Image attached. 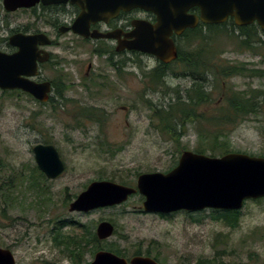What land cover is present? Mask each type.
<instances>
[{
	"label": "rangeland",
	"instance_id": "374dc122",
	"mask_svg": "<svg viewBox=\"0 0 264 264\" xmlns=\"http://www.w3.org/2000/svg\"><path fill=\"white\" fill-rule=\"evenodd\" d=\"M0 25H5V21H0ZM11 34L0 33V39ZM181 45L186 49L188 43L182 40ZM223 57L233 63L264 69L263 57L237 52L231 47ZM132 58L141 69L128 68L134 75L125 74L119 82L117 99L104 97L100 101L83 93L78 96L67 93L69 100H61L55 110L53 103L43 106L24 93L12 94L0 89V187L13 178L19 188L11 198L12 205H7L8 199L0 193V247L10 249L17 264H75L77 260L65 252L61 240L80 238L84 229L96 232L100 222L110 221L116 228L115 233L102 242H114L128 259L137 252H149L161 264H197L212 258L222 264H264V199L245 204L235 230L214 220L212 211L215 210L179 212L166 217L147 213L142 208L144 197L140 194L114 207L89 212L69 210L70 204L91 182L110 180L122 184L126 181L128 186H135L143 173L171 171L181 154L194 152L199 142L197 127L189 125L179 140L181 144H174L167 139L166 132L158 128V120L149 108V103L159 107L167 105L176 95L175 91L181 89L183 93L192 80L177 77L170 71L165 86L147 91L143 71L154 69L156 60L140 55ZM172 67L179 72L180 66ZM66 68L71 72V66ZM227 83L236 90L264 91V79L235 78ZM219 98L220 93L216 91V102L201 110L207 114L217 111L223 101ZM260 101L259 113L249 115L230 132L231 153L264 157L262 97ZM94 105L106 111L102 116L96 112L98 115L94 118L100 117V123L88 120L85 114L89 116V111L81 108ZM75 126L86 127V130H76ZM43 140L57 146L67 166L59 178L46 179L47 188H44L51 194L49 201L41 199L46 193L37 195L26 183H20L21 176L28 175L29 169L36 165L33 147ZM63 222L67 226L60 229ZM94 256L80 255L78 261L89 264Z\"/></svg>",
	"mask_w": 264,
	"mask_h": 264
},
{
	"label": "water",
	"instance_id": "95a60500",
	"mask_svg": "<svg viewBox=\"0 0 264 264\" xmlns=\"http://www.w3.org/2000/svg\"><path fill=\"white\" fill-rule=\"evenodd\" d=\"M51 0L50 2H65ZM47 3L46 0H44ZM85 3L78 23L93 22L115 16L119 11L142 8L154 12L158 23L140 25L120 41L118 50H135L154 56L164 63L178 59L179 50L173 36H181L189 27L200 22L219 25L235 18V24L245 27L257 23L264 30V0H72ZM28 0H5L6 8L15 10L29 7ZM201 10L200 17L188 14L191 8ZM175 32V33H174ZM95 38L108 34L80 33ZM43 34H16L10 38L18 50L13 54L0 51V89L21 90L39 102L48 101L49 83H37L28 77L35 73L39 58L38 45ZM36 165L48 179H57L66 171L58 149L52 145L36 144L33 147ZM140 193L144 198L142 208L147 213L172 214L175 212H200L204 210H241L246 201L264 198V157L244 153H228L210 157L193 151H184L178 164L168 173H143L138 176L136 187L110 180L91 182L70 204L71 212H89L114 207L127 202L130 196ZM110 221H102L96 229L103 241L115 233ZM0 264H17L13 252L0 247ZM89 264H159L149 256H134L130 260L108 250L98 251Z\"/></svg>",
	"mask_w": 264,
	"mask_h": 264
},
{
	"label": "trees",
	"instance_id": "16d2710c",
	"mask_svg": "<svg viewBox=\"0 0 264 264\" xmlns=\"http://www.w3.org/2000/svg\"><path fill=\"white\" fill-rule=\"evenodd\" d=\"M182 40H186L188 43L186 49L182 48ZM179 43V58L175 63L158 66L153 74H145V78L149 79L153 85L154 91L165 86L166 76L170 71L177 77H189L192 80L191 86L186 88L183 93L181 89L175 91L176 95L170 98L167 105L159 107L149 103L153 117L158 120V128L166 132L167 139L174 144H181L179 140L182 135H185L187 127L195 125L199 142L194 152L211 156H223L231 153L233 150L230 146V132L248 119L249 115L259 113L262 104L261 97L264 101V91L252 88L236 90L234 85H229L227 82L235 78L264 79V69L249 67L245 63H233L223 56L227 48L231 47L237 52L250 53L264 59V30L256 23L239 27L233 21L228 20L219 25L204 24L198 33H185ZM173 65L180 66L179 72L175 71L176 68H173ZM216 91H219L220 98H223L222 105L217 111L207 114L201 108L216 102L214 99ZM5 92L22 93L19 90ZM60 105V101L53 102L55 110ZM85 117L94 122H101L100 117L94 118L88 114H85ZM185 149L187 148L185 147ZM29 171L28 175L21 176L20 183H26L29 189L37 191V195L46 193V196L43 197L46 199H41L49 201L51 194L45 192L47 178L36 165ZM14 184L13 178L6 185L1 183L0 193H2L1 196L8 199V202H5L7 205H12L14 200L11 198L14 196L15 190L19 189ZM122 184L129 185L126 181ZM5 186L11 188L8 190V187L4 188ZM212 218L235 230L239 226L241 210H215L212 211ZM65 226H67L66 222L61 223L60 229ZM60 244L64 245L65 252H68L69 256L77 261L80 255L88 253L95 255L104 248L127 258L124 251L114 242H102L93 230L84 229L80 238L68 237L61 240ZM141 254L151 256L149 252H137L134 256ZM154 258L159 260L157 257ZM77 261L75 264H82ZM197 264L222 263L217 258H212L200 260Z\"/></svg>",
	"mask_w": 264,
	"mask_h": 264
},
{
	"label": "flooded vegetation",
	"instance_id": "af4514ba",
	"mask_svg": "<svg viewBox=\"0 0 264 264\" xmlns=\"http://www.w3.org/2000/svg\"><path fill=\"white\" fill-rule=\"evenodd\" d=\"M4 1L0 0V21H5V25H0V33L12 34L0 39V44H4V47H0V51L8 54L17 52L18 49L10 43V38L13 35L43 34L45 36L42 41H46L47 44L38 45L39 58L36 61L35 74L28 77L30 80L40 84L49 83L48 101L42 103L35 99L43 106L68 99L66 97L67 93L76 96L83 93L92 99L100 101L104 97L117 99L119 97V82L123 81L125 74L134 75L127 71L128 68L131 66L141 69L140 64L133 60V56H148L156 60V67L149 72L143 71L144 75L146 73L153 74L158 66L170 65L176 61L167 64L154 56L142 52L128 49L118 50L120 41L128 39L127 35L135 32L137 26H154L158 23V17L152 11L132 8L127 11L121 10L115 16L104 20L95 22L85 20V22L79 24L78 20L82 13L88 12L84 2L82 3L83 7H81L79 4L72 2V0L59 3L50 2L51 0H46L47 3L44 0H28V3H33L31 6L12 10L6 8ZM188 14L200 17L201 10L198 7H194L188 11ZM230 20L235 24V18L231 17L229 18ZM202 25L204 23L200 22L193 28H186L181 36H173L179 51L181 37L185 33H198ZM80 33L108 34L110 37L95 38L91 35L85 36ZM67 55L72 57V59ZM101 58H105V61H98ZM67 65L71 66V72L67 71ZM145 80H147L145 82L147 91H154L149 79L145 78ZM21 92L26 96L32 97L28 93ZM81 108H85L92 116L105 114V110L96 105L81 106ZM124 109L127 108L124 107ZM74 129L86 130V127L75 126ZM101 131L103 134V128ZM39 144L48 145L51 143L43 140V143ZM54 146L57 148L56 145ZM132 187H136V185ZM172 214L160 215L166 217ZM155 260L159 264L162 263L157 259Z\"/></svg>",
	"mask_w": 264,
	"mask_h": 264
}]
</instances>
